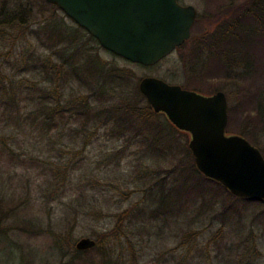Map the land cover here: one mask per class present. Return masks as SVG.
<instances>
[{
    "label": "rangeland",
    "instance_id": "1",
    "mask_svg": "<svg viewBox=\"0 0 264 264\" xmlns=\"http://www.w3.org/2000/svg\"><path fill=\"white\" fill-rule=\"evenodd\" d=\"M180 1L195 8L191 30L196 34H210L220 18L235 9L228 7L229 0ZM236 1L254 12L251 6L255 0ZM30 3L34 14L27 21L32 25L23 27L16 20L0 35V75L11 80L10 92L18 90L19 80L29 85L39 80L36 74L19 70L23 63H18V57L28 49L25 39L29 28L49 17L53 9L40 12L41 0ZM58 14L68 26H77L62 10ZM262 46L264 49L262 43L253 54H262ZM39 52L48 53L43 49ZM98 53L128 70L130 87L142 77L154 76L182 87L188 85L187 89L195 87L203 94L223 91L227 132L243 136L264 151V123L254 116L258 107L264 112V65L257 71L250 69L256 74L244 79L218 82L194 76L187 69L182 58L187 50H174L150 67L130 63L102 47ZM3 98L0 91V109ZM25 106V113L34 108L27 102ZM9 113L4 115L0 110V211L4 218L0 221V264H81L82 259L101 257L102 252L94 248L76 255L75 243L83 238L94 240L109 231L102 256L122 258L126 263L264 264V210L258 204L227 197L211 201L208 189L203 199L197 198L172 219H151L145 212L139 213V209L150 207L151 173L166 175L167 170L179 168L181 156L188 162L184 136L179 137L182 149L177 156L163 159L146 152L139 142L123 149L124 140L107 138L103 130L84 143V138L60 137L56 130H36L31 122L16 127ZM22 221L38 227L28 231L20 228Z\"/></svg>",
    "mask_w": 264,
    "mask_h": 264
},
{
    "label": "trees",
    "instance_id": "2",
    "mask_svg": "<svg viewBox=\"0 0 264 264\" xmlns=\"http://www.w3.org/2000/svg\"><path fill=\"white\" fill-rule=\"evenodd\" d=\"M237 2L228 1V7H235L234 12L220 18L210 34V31L196 34L191 30L188 39L175 49L187 50L182 58L194 76L197 74L218 82L232 81L256 74L250 69L257 71L258 66L261 69L264 65L263 46L259 49L262 54H253L255 48L264 44V0L252 2L251 8L255 13L249 12V6L246 8ZM38 5L40 12L51 7L52 13L50 18L43 17L33 29L29 28L25 39L28 49L18 57V63H23L20 71L34 73L39 80L31 85L22 84L19 80L18 90L11 89L10 92L11 80L0 75V91L4 97L1 100L2 113L5 115L9 111L16 127L31 122V128L36 130H56L60 137L84 138V143L89 136L103 130L107 138L124 140L123 149L139 142L145 146L146 152L163 159L167 155L177 156L182 149L179 137L184 136L186 143L183 148L188 162L181 156L179 168L175 166L167 170L166 175L151 173L154 180L148 187L150 207L139 209L140 214L145 212L151 219H172L177 212L178 216L185 212L197 198L203 199L208 189L212 191L211 201L218 197L224 201L227 197L246 204H258L264 210V201L236 197L220 183L203 176L197 170L188 147V133L178 130L162 113H155L139 91L138 83L129 86L128 70L102 58L98 53L101 48L98 41L80 26H68L58 14L57 6L46 0H41ZM30 14H34L30 0H0V35L2 32L6 34L5 31L16 20H19L17 24L30 27L32 24L29 26L27 21ZM40 49L48 53L42 54ZM73 86L77 89L74 90ZM26 102L34 108L25 113ZM263 114L258 107L254 115L256 120L263 121L262 124ZM61 132L65 134L61 135ZM260 151L264 155V151ZM191 196H195L192 202L188 201ZM1 219L4 218L0 211ZM20 224V228L28 231H34L36 227L33 226H37L31 221ZM109 233L98 235L92 240V245L84 249L75 243V254L81 255L94 248L104 254L110 240ZM102 254L101 257L84 258L81 264H133L122 258L112 260Z\"/></svg>",
    "mask_w": 264,
    "mask_h": 264
},
{
    "label": "water",
    "instance_id": "3",
    "mask_svg": "<svg viewBox=\"0 0 264 264\" xmlns=\"http://www.w3.org/2000/svg\"><path fill=\"white\" fill-rule=\"evenodd\" d=\"M113 54L152 66L186 41L196 18L192 5L177 0H46ZM139 91L155 113L188 133L197 170L239 198L264 201V155L239 134L226 132L223 91L203 94L154 76L142 77ZM81 239L77 246L90 247Z\"/></svg>",
    "mask_w": 264,
    "mask_h": 264
},
{
    "label": "flooded vegetation",
    "instance_id": "4",
    "mask_svg": "<svg viewBox=\"0 0 264 264\" xmlns=\"http://www.w3.org/2000/svg\"><path fill=\"white\" fill-rule=\"evenodd\" d=\"M178 1V3H180V4H182V5H187V4H183V3H181V1L180 0H177ZM253 13H255V10H254V12ZM183 88H185V87H183ZM227 131V130H226Z\"/></svg>",
    "mask_w": 264,
    "mask_h": 264
}]
</instances>
